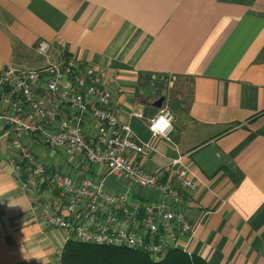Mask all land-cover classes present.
<instances>
[{
	"label": "crops",
	"instance_id": "obj_1",
	"mask_svg": "<svg viewBox=\"0 0 264 264\" xmlns=\"http://www.w3.org/2000/svg\"><path fill=\"white\" fill-rule=\"evenodd\" d=\"M64 56L105 71L118 120L155 147L136 155L143 167L190 166L189 251L264 264V0H0V71ZM161 108L173 115L168 139L148 130ZM7 143L0 136V264H59L67 234L46 223L42 190L14 172Z\"/></svg>",
	"mask_w": 264,
	"mask_h": 264
},
{
	"label": "built area",
	"instance_id": "obj_2",
	"mask_svg": "<svg viewBox=\"0 0 264 264\" xmlns=\"http://www.w3.org/2000/svg\"><path fill=\"white\" fill-rule=\"evenodd\" d=\"M48 47L47 41L36 46L40 53ZM106 80L104 70L71 56L0 71V136L8 139L14 172L42 190L43 218L64 230L66 239L139 248L154 259L171 249L189 252L197 223L185 205L196 188L194 174L180 157L151 169L141 165L136 155L155 147L118 120ZM172 118L169 109L161 108L149 120L150 135L166 137ZM161 119L164 125L157 127ZM30 142L59 161L50 165L38 159ZM107 175L126 191L105 186Z\"/></svg>",
	"mask_w": 264,
	"mask_h": 264
},
{
	"label": "trees",
	"instance_id": "obj_3",
	"mask_svg": "<svg viewBox=\"0 0 264 264\" xmlns=\"http://www.w3.org/2000/svg\"><path fill=\"white\" fill-rule=\"evenodd\" d=\"M59 264H209L202 257L181 249H171L160 259L139 248L82 242L72 236L63 244Z\"/></svg>",
	"mask_w": 264,
	"mask_h": 264
},
{
	"label": "water",
	"instance_id": "obj_4",
	"mask_svg": "<svg viewBox=\"0 0 264 264\" xmlns=\"http://www.w3.org/2000/svg\"><path fill=\"white\" fill-rule=\"evenodd\" d=\"M161 97L158 100V104H160V102L163 101L164 99V94L162 93L160 95ZM103 184L109 188H112L114 190H118V191H122L125 192L126 191V187L116 178H114L111 175H107L104 179H103Z\"/></svg>",
	"mask_w": 264,
	"mask_h": 264
},
{
	"label": "snow or ice",
	"instance_id": "obj_5",
	"mask_svg": "<svg viewBox=\"0 0 264 264\" xmlns=\"http://www.w3.org/2000/svg\"><path fill=\"white\" fill-rule=\"evenodd\" d=\"M161 125H164V121L162 119L160 122H158L157 127H161Z\"/></svg>",
	"mask_w": 264,
	"mask_h": 264
},
{
	"label": "rangeland",
	"instance_id": "obj_6",
	"mask_svg": "<svg viewBox=\"0 0 264 264\" xmlns=\"http://www.w3.org/2000/svg\"><path fill=\"white\" fill-rule=\"evenodd\" d=\"M76 60H78L77 58H76ZM82 63H84V62H82ZM76 169V168H75ZM83 170V169H82ZM80 171V170H79ZM93 176V178L96 180L98 177L95 175V174H93L92 175Z\"/></svg>",
	"mask_w": 264,
	"mask_h": 264
}]
</instances>
